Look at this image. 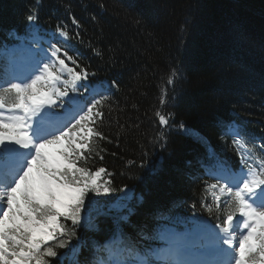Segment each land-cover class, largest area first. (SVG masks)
<instances>
[{
    "label": "trees",
    "instance_id": "trees-1",
    "mask_svg": "<svg viewBox=\"0 0 264 264\" xmlns=\"http://www.w3.org/2000/svg\"><path fill=\"white\" fill-rule=\"evenodd\" d=\"M27 32L68 49L85 86L107 83V139L81 166L105 168L113 191H89L80 224L62 219L75 254L57 248L51 264H94L118 227L119 243L144 256L166 233L223 224L227 198L217 211L209 167L242 166L225 130L236 126L259 156L264 144V0H0V52Z\"/></svg>",
    "mask_w": 264,
    "mask_h": 264
},
{
    "label": "snow or ice",
    "instance_id": "snow-or-ice-1",
    "mask_svg": "<svg viewBox=\"0 0 264 264\" xmlns=\"http://www.w3.org/2000/svg\"><path fill=\"white\" fill-rule=\"evenodd\" d=\"M27 19L36 21V13ZM72 22L78 25L74 17ZM57 31L69 38L63 27ZM48 52L35 61L29 75L0 83V264H51L58 257L57 248L75 254L70 243L75 232L62 219L80 224L87 193L113 191L110 180L101 184L102 177L110 175L105 168L81 166L93 152V141L107 139L100 130L106 115L103 95L96 86L82 83L88 80L87 68L68 49L50 43ZM176 74L172 69L168 84ZM81 87L91 91L90 98L69 97ZM164 102L162 95L160 103ZM57 107L64 111H53ZM156 115L159 124H169L171 113ZM225 134L232 136L245 168L238 173L223 169L217 183L209 185L220 193L213 197L216 210L221 211L222 197L227 207L222 225L203 229L207 238L199 245L202 251L194 252L189 241L163 236L165 249L128 259L136 254L125 248L110 252L105 264H264V144L259 145L261 155L253 159L252 148L257 146L249 147L241 130L228 128ZM206 207L213 211L211 205ZM241 220L242 230L237 223Z\"/></svg>",
    "mask_w": 264,
    "mask_h": 264
},
{
    "label": "rangeland",
    "instance_id": "rangeland-1",
    "mask_svg": "<svg viewBox=\"0 0 264 264\" xmlns=\"http://www.w3.org/2000/svg\"><path fill=\"white\" fill-rule=\"evenodd\" d=\"M35 36H36L35 37V44L36 45L34 44L33 40L24 39V41H21V43H17L13 46L12 49H16V50L19 49L22 51L21 53L16 52V50L13 52L9 51L6 54L3 53L2 57H1V58H3V61H2V66L0 67V76H1L0 83H2L4 80L12 79L13 77H20V75L18 74L19 71L20 72L23 71V75L20 77L22 79L23 77L29 75L30 72H32L33 68H28V66H34L35 61L37 59L44 58L46 55H50L48 50L50 47V43L52 44V42L50 40H47V39H45V42H43L42 35L36 34ZM20 67H22L23 70H20ZM96 88L98 90L99 86ZM81 104H82V102H81ZM243 168H245V166ZM223 169H225V168H223ZM220 181H222L221 184L226 183V181H224V180H220ZM215 192H216V195H219L218 189H216ZM237 223L240 225V230H242V228H243L242 220L238 221ZM209 229H211V228H209ZM240 230H237V235H239ZM206 238H207V234L203 230H201V233H199V235H197V238L194 241V244H196V245L197 244H204L206 241ZM190 242L193 243V241H190ZM114 243H115L114 240L108 241L109 255H108L107 260H109V258H110V252H112L111 249H112V246L114 245ZM121 249H122L121 247H118L113 252L120 251ZM160 250L161 249H159L157 251H160ZM107 260H102L100 264H105V261H107Z\"/></svg>",
    "mask_w": 264,
    "mask_h": 264
},
{
    "label": "bare ground",
    "instance_id": "bare-ground-1",
    "mask_svg": "<svg viewBox=\"0 0 264 264\" xmlns=\"http://www.w3.org/2000/svg\"><path fill=\"white\" fill-rule=\"evenodd\" d=\"M28 68H33V66H28ZM23 68L20 67V70H22ZM171 118V117H170ZM172 119V118H171ZM173 121V120H172ZM151 215V214H150ZM156 216V215H155ZM158 219V218H157ZM211 229H214V226H211ZM216 231H219V229H215Z\"/></svg>",
    "mask_w": 264,
    "mask_h": 264
}]
</instances>
